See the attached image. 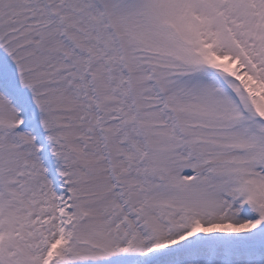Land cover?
I'll list each match as a JSON object with an SVG mask.
<instances>
[{
    "label": "snow or ice",
    "instance_id": "snow-or-ice-1",
    "mask_svg": "<svg viewBox=\"0 0 264 264\" xmlns=\"http://www.w3.org/2000/svg\"><path fill=\"white\" fill-rule=\"evenodd\" d=\"M0 264H264V0H0Z\"/></svg>",
    "mask_w": 264,
    "mask_h": 264
}]
</instances>
